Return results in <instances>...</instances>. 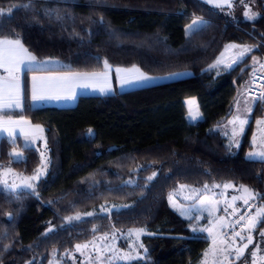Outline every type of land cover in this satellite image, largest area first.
<instances>
[{"label": "trees", "instance_id": "1", "mask_svg": "<svg viewBox=\"0 0 264 264\" xmlns=\"http://www.w3.org/2000/svg\"><path fill=\"white\" fill-rule=\"evenodd\" d=\"M255 1L259 17L249 21L200 0H0V9H13L0 16V39L20 38L36 61H59L60 71L100 72L107 61L154 76L189 73L114 94L79 95L70 107L37 108L29 105L23 73V109L3 114L44 129L50 168L37 194L0 189V264H48L53 254L130 229L146 230L147 250L124 264L200 263L209 241L172 210L169 195L180 185L231 183L264 196V162L247 157L264 105L251 103L238 147L221 129L238 106L256 52L233 68L216 64L229 43L264 49V0ZM192 16L205 22L186 33ZM187 98L197 101L196 123L186 119ZM12 152L23 155L17 160ZM3 165L30 176L40 157L20 137L3 136ZM105 203L121 208L100 213ZM77 214L80 220L67 219Z\"/></svg>", "mask_w": 264, "mask_h": 264}, {"label": "rangeland", "instance_id": "2", "mask_svg": "<svg viewBox=\"0 0 264 264\" xmlns=\"http://www.w3.org/2000/svg\"><path fill=\"white\" fill-rule=\"evenodd\" d=\"M200 1L207 4L210 8L214 10H218L222 13H225L226 15H230L233 18L235 17L245 18L244 12L246 10H250L252 12L257 13L258 15L255 19L259 17V11L257 9V4L255 0H243V3H241V0H232L233 6L231 8L227 6L215 7L213 6V4L207 3L206 0H200ZM245 5H247V9L245 8ZM196 18L198 17L192 16L191 21H193ZM255 19H252V20H255ZM252 20H249V21H252ZM201 24H198L195 26H199ZM261 47L262 45H255L254 47H251V51L255 50L256 54L253 57H256L257 61L259 58H262V61L264 62V55H263L264 49L263 47L262 48ZM239 50H240L239 48L227 49V52L223 54V56L228 57V61H226L227 65L232 64V60L235 58V54ZM253 57H251L250 62L252 61ZM44 65H46L47 67H59V66H62V63L56 60H47L46 63H44ZM117 68H120L122 70H132L133 69V67H130V68L109 67L108 69L104 68V71L100 73L107 72L106 81L103 76L94 77L92 76L93 73H89L87 74V76H84L85 77L84 79L78 76L74 77V78H77L78 81L75 80V83L72 86L71 84L73 82H69L71 79L68 78V75H63L62 72L38 73L37 71L31 75L30 79H28L29 94L31 91V95H29L30 96L29 105L31 107H36V108L48 105V103H53L54 105L59 106V107L73 106L74 102H64V103L61 102L60 99L63 98V95H62L63 93H60L62 90L61 88H65V90H69L73 94L75 93V91H78L77 93H82L83 95L102 96V95L114 94L116 92H123L126 90L135 89L139 87L149 86V85H153L157 83H162L166 81H171V80L178 79L180 77H183L189 74L188 72H184L180 74H172V75H167V76H154V75H148L144 73L141 69L136 67L140 70V72L144 73L146 76L152 77V79L144 80L138 83H130V84L121 86L122 79L127 78L129 80H135V78L138 76V73H136L135 71H122L120 73H117L116 72ZM256 71H264V67H262V65H259L257 63L251 65V70L248 74L247 86L245 88V91H247L251 76ZM18 76H19V81H21L23 79L22 78L23 76L20 73L18 74ZM4 77L6 78V81L8 82V79H7L8 73H6ZM33 77H36L35 83L38 89H40L46 97H53V98H46V99L38 100V101L32 100V88H33V83H34ZM19 85H20L21 107L5 108V109L0 110V119L7 120L10 118L12 120H21V118H23L24 121H28L24 117L16 118V117H12L11 115L4 116L3 114L4 112H10L14 110L23 109V84L22 85L19 84ZM101 88H104L105 91L101 92L100 90ZM55 89H61V90L55 91ZM5 95H6V92H5ZM54 97H60V98L56 99ZM248 100H251L252 102H254V99L249 98V96L245 94L244 102ZM262 119H264L263 115L260 118H258L257 121L262 120ZM35 125H38V124L29 122L28 125H22V127L25 129V131H28L30 126L34 127ZM256 130H257V133L255 134V136L259 141V143L258 142L257 143L260 145H264V124L257 123ZM237 132L238 130L236 131V133ZM36 135L38 138H36L34 141L32 140L31 137H29V142L26 146L24 136L20 134L19 129H17V137L21 138L23 147L34 148L37 151L40 157V165L38 168H41L44 171V175L39 180L30 181L33 184L32 189L21 188L18 192L26 191L29 193L37 194V188H36L37 183L46 176L50 168V158H49L48 148L45 143L44 134L37 133ZM3 136H7V134L5 133L3 135H0V138ZM90 136H93L92 131L90 132ZM42 153L44 156V163L47 164V168H43V165L41 164V159H42L41 154ZM8 168L10 167L7 165L0 166V179H6L9 185H12V184L21 185L25 182V178L32 176V175L29 176V175H24L22 173L16 172L12 170L11 168H10L11 173L4 175L5 169H8ZM213 185H219V184H213ZM213 185H208V188H205V187L196 188V187H189V186L185 188H189L190 190H192V192H193V189L198 190L195 193V195L198 196V194H201L205 191L209 193L214 188H219V187H213ZM219 186H222V185H219ZM0 189L10 192V193H17V192L10 191V189L6 188L2 183H0ZM180 190L181 188L179 187L177 191L172 192V194H174L173 195L174 201L179 200V203L181 204L192 205L194 203L193 199L195 195H192L193 193L191 194L181 193L180 194ZM219 193L221 195H219L216 198L217 201H219V203H217L219 210H217L215 207V211L212 216H209L207 211L197 212V210L195 209L193 210V209L187 208L188 210H190L189 211L190 215L197 217V219L193 220L190 223V230L193 233L200 234L203 238L209 241V245L206 248V250H209L212 246V237L209 235L208 232L203 231V229L212 228L213 224H215L217 219L220 217H223L225 220H227L228 217L231 216L230 211H229L230 209L226 207L227 206L226 198H229V201L232 200L230 199V197L232 196L231 189H222L221 191H219ZM263 202L264 201H260V203L262 204ZM238 206L239 207L241 206L240 202H238ZM119 208H121L120 205H112V204L105 203L100 207L99 212L106 213L112 210H117ZM225 209H227V211H225ZM230 220H229V223H230ZM210 221H212V223H210ZM194 228H195V231L193 230ZM230 228H231V224H229V227L227 229H219V230L226 232L230 236L232 233ZM130 230H137V229H130ZM130 230H127L126 232H123V233L109 235L107 236L106 239L104 238L105 236H98L95 239L90 240L87 243H84V244H88V247L86 249H82L81 251H77V249L75 248L73 252L68 253V254H63L59 256L58 258H56V255L53 254L52 255L53 258L50 259L48 264H124L130 261L136 260V259H143L147 249L142 243V237L147 234L146 230L144 229V231L142 233H139L138 235L135 234L134 232H130ZM261 232H264V230L261 231L258 227H256L255 229H252L251 231L249 230L242 231V235L245 237L243 241H241L239 237H235V243H233L232 245L233 249L241 246L242 243H247L248 235L251 234L253 237V243L250 244L248 246V249L245 250L244 257H241L240 259H236L235 251L233 250L232 252L227 254L228 255L227 260H225L223 256L217 257V260H222L223 264H253V261H255V264H264V259H261L262 257H264V236L260 235ZM229 243H232V241H229ZM84 244H81V245H84ZM141 244L143 245V247H140ZM252 251H256L255 257L251 255ZM126 255H130L134 258L133 259L122 258ZM206 259L208 261V264H213L212 257L211 256L205 257L204 254L199 264H204Z\"/></svg>", "mask_w": 264, "mask_h": 264}, {"label": "snow or ice", "instance_id": "3", "mask_svg": "<svg viewBox=\"0 0 264 264\" xmlns=\"http://www.w3.org/2000/svg\"><path fill=\"white\" fill-rule=\"evenodd\" d=\"M207 3L213 4L215 7H224L227 6L231 8L233 6L232 0H206ZM241 3H243V0H241ZM29 5L25 4L21 7L27 8ZM245 8L247 9V5H245ZM13 9L9 8L7 10L0 9V16L4 15H10L12 13ZM257 13L252 12L250 10H246L244 12V16L246 19L252 20L257 17ZM203 21L201 18H196L192 21L190 25H188L189 29H192L195 25L201 24ZM230 48H239L240 50L235 54V58L232 60V64L226 65V68L232 67V65L237 64L240 60H242L249 52H251L250 46H239V45H228L226 46V50ZM223 55V53L221 54ZM37 58L36 56L32 55V53L24 46L20 38L15 39H9L5 38L0 40V68H3L8 73V85L5 95V90L0 89V110L5 108H19L21 107V101H20V85H19V76L18 73L21 71V66L25 65L29 62H36ZM254 62H258L256 57H253ZM223 61L219 58L216 61V64H220ZM215 65H212L214 67ZM110 65L107 61H105V69H108ZM264 67V65H262ZM122 71H135L138 73V76L135 78V80H129L127 78L121 80V86H124L126 84L130 83H138L144 80L152 79V77L146 76L144 73L140 72L138 68H136L135 65H133L132 70H122L120 68L116 69L117 73H120ZM92 76L94 77H100L103 76L105 78V81L107 80V72L105 73H93ZM33 88H32V100L38 101L43 100L46 98H53V97H46L40 89H38L35 81L36 77H33ZM101 92H104L105 89L101 88ZM56 99H59L60 97H54ZM70 98V97H69ZM264 100V91H261L260 94L256 97H254V101ZM189 104V115L193 120L197 119L199 116V111L197 108H194L195 101H188ZM245 111L248 113L252 112L251 102L246 103L245 105ZM239 122L241 125V131H243V125L246 124L248 121L247 119H241L239 116H236L233 118V120H230V124H234L236 122ZM258 124H264V119L258 120ZM28 121H24L23 118L21 120H12L7 119L3 120L0 119V135L7 134V137L10 141H13L17 137V129H19L20 134L24 136L25 139V145L27 146L29 142V137L32 138L34 141L37 137V133H43L44 129L41 128L39 125H35L34 127L30 126L28 131H25V129L22 127V125H28ZM91 132V130H89ZM235 135V132H234ZM238 143V142H237ZM11 157H14L15 159H20L22 157V153L20 152H12L9 154ZM249 157H255L256 159L264 162V150L261 151H253L248 153ZM41 164L43 165V168H47V164L44 163V156L43 153L41 154ZM11 162V161H10ZM11 169H5L4 175L10 174ZM44 175V171L41 168H37L35 173L25 178V182L21 185L12 184L9 185L7 183L6 179H0V183H2L6 188H9L12 192H18L21 188L26 189H32L33 184L30 181L39 180ZM157 174L154 172L152 176H149L147 179L149 181L153 180L154 177ZM234 185L231 183H226L223 185L224 188H231ZM181 188L187 187L186 185H181ZM205 188H208V185L204 186ZM213 187H220L219 185H213ZM240 189L242 190V193L244 195L242 196H233L232 201L236 200H242L243 204L252 207L250 204V201L256 200V199H264V196H261L260 194L254 192L252 189L248 188L245 185H240ZM198 190L193 189V195ZM191 198V197H189ZM169 203L173 205V207L177 208L179 211V214L181 216H184L186 219L189 220L191 223L193 220L197 219L196 216L190 215L188 209H185L177 204H175L173 197L169 196ZM219 203V201H212L208 197H204L200 199L199 201V208H197L196 204H193L191 206L192 209H196L197 212L199 211H207L209 216H212L215 211V204ZM229 208H232L234 215L237 211H239L238 207H235L233 203L228 204ZM227 211V209H225ZM10 215V214H9ZM86 215L91 216L93 213H86ZM69 221L71 220H80L81 215L77 214L74 217H68ZM223 217H220L217 219L216 223L213 224L212 228H204L203 231H206L209 233V235L212 237V246L209 250H206L204 252L205 257H212L213 264H223L222 260H217V257L223 256L225 260L228 259V255L233 250L235 251L236 259H240L241 257H244L245 250L248 249V246L253 243V237L252 235H248L247 237V243H242L241 246L236 247L233 249L232 245L235 243V237H239L241 241L245 239V237L242 235V231L247 228L249 231L252 229H255L259 226V224L264 223V205H259L256 207L255 214H252L250 212H246L244 214H241L239 217V220L236 221L237 225H240L241 221H247L246 225H241V231H235L233 229L231 235L229 236L226 232L220 231L219 229L222 228H228L229 225L223 223ZM212 223V221H210ZM195 231V228L193 229ZM49 232L52 231V229L48 230ZM144 229H137V230H130V232H134L135 234L142 233ZM261 236H264V232L260 233ZM105 239L107 236L105 235ZM229 241H232V243H229ZM88 247V244H77L76 249L77 251H81L82 249H86ZM131 247V245H130ZM140 247H143L141 244ZM258 247V246H257ZM251 255L253 257L256 256V251H252ZM124 259H133L134 257L130 255H126L122 257ZM261 259H264L262 257ZM204 264H208L207 259L205 260ZM253 264H255V261H253Z\"/></svg>", "mask_w": 264, "mask_h": 264}, {"label": "crops", "instance_id": "4", "mask_svg": "<svg viewBox=\"0 0 264 264\" xmlns=\"http://www.w3.org/2000/svg\"><path fill=\"white\" fill-rule=\"evenodd\" d=\"M203 20V23L205 22V20L204 19H202ZM192 23V21L188 24V25H190ZM202 23V24H203ZM201 24V25H202ZM188 25L186 26V28H185V31H186V33H190L191 31H193L194 29H197L199 26H201V25H199V26H194L192 29H189L188 28ZM0 40H2V39H0ZM228 45H238V44H234V43H229V44H227L226 46H228ZM226 46H225V48H224V50L219 54V56L217 57V59L219 58L220 60H222L223 62L222 63H220V64H217V65H222V66H224V65H227L226 63V61H228V57H225V56H223V55H221L222 53L223 54H225L226 52H227V50H226ZM239 46H241V45H239ZM46 61L47 60H43V61H36V62H29V63H26L25 65H22L21 66V71L19 72L22 76H23V73L24 72H28V78L30 79L31 78V75L33 74V73H35V72H37L38 71V73H47V72H51V73H55V72H62L63 73V75H68V78L69 79H71L69 82H73L72 84H71V86L72 85H74V83H75V80L76 81H78V79L77 78H74V77H80V78H82V79H84L85 77L84 76H87V74H89V73H78V72H67V71H60L59 69L61 68V66H59V67H47L46 65H44V63H46ZM255 63H257V64H259V65H264V62L262 61V58H259L258 59V62H254L253 61V59H252V61L250 62V66L252 65V64H255ZM235 65L236 64H234L232 67H230V68H233V67H235ZM226 67V66H225ZM104 71V69L102 70V71H100V72H103ZM100 72H94V73H100ZM7 72L3 69V68H0V89H4L5 90V92H6V90H7V81H6V78L4 77L5 76V74H6ZM18 73V74H19ZM54 75V74H53ZM19 84H21L22 85V80L21 81H19ZM62 89V90H61ZM61 89H55V91H60L61 90V92L60 93H63L62 95H63V98H61L60 100H61V102L62 103H64V102H74V104H75V102H76V99H77V97L79 96V94L80 95H83L82 93H77L78 91H75V93L73 94V93H71V91H69V90H65V88H61ZM245 94L247 95V91H245V89L244 90H242L241 91V95L239 96V99H238V101L236 102L237 104H238V106L234 109V112H233V114H232V116L221 126V129H222V132H223V134H224V136L227 138V141H228V143L232 146V147H238L239 145H240V142H241V134H242V132L243 131H241V125H240V123L237 121L236 123H234V124H230L229 123V121L230 120H233V118L234 117H236V116H239L241 119H247V121H248V117H249V115H250V113H248L247 111H245V105H246V103H249V102H251L252 103V101L251 100H248V101H246V102H244V97H245ZM30 95H31V91H30ZM248 96V95H247ZM70 97V98H69ZM250 98V97H249ZM192 100H194L195 101V105H194V108H197L198 109V111H199V108H198V104H197V101H196V99L195 98H187V99H185L184 100V103H185V105H186V108H187V114H186V119H187V121L188 122H190V123H196L197 121H199V120H201L202 119V115H201V113H200V111H199V116L197 117V119H195V120H193L192 118H191V116L189 115V104L187 103L188 101H192ZM241 104V105H240ZM45 106H55V107H59V106H56V105H54L53 103H48V105H45ZM243 106H244V108H243ZM247 124V123H246ZM246 124H244L243 125V130H244V127H245V125ZM256 125H257V123H256ZM239 126H240V128H239ZM238 130V132L236 133V131ZM234 132H235V135H234ZM257 133V130H256V128H255V132H254V136H253V138H252V142H251V144H252V147H251V149L248 151V153L249 152H253V151H261V150H264V145H260V144H258L259 143V141H258V139L256 138V136H255V134ZM238 142V143H237ZM258 142V143H257ZM234 144V145H233ZM248 153H247V157L249 158V159H256L255 157H249L248 156ZM181 186V185H180ZM179 186V187H180ZM178 187V188H179ZM178 188L175 190V191H177L178 190ZM181 188V187H180ZM222 189H226V188H224L223 187V185L222 186H220L219 188H214L211 192H209V193H207V191H205V192H203V193H201V194H198V196H196L195 195V197H194V203L193 204H196L197 205V207L199 208V201H200V199H202V198H204V197H208L210 200H212V201H217V197L219 196V195H221L220 193H219V191H221ZM227 189H231V193H232V196L230 197V199H232V197L233 196H242V195H244L243 193H242V190L239 188V186H233V187H231V188H227ZM175 191H173V192H175ZM181 193H193L192 192V190H190L189 188H181V190H180V194ZM172 197H173V195L174 194H170ZM169 195V196H170ZM183 195V194H182ZM193 195V194H192ZM175 202V204H177V205H179V206H181V207H183V208H185V209H192L191 208V206L193 205H184V204H181V203H179V200L178 201H174ZM238 202H240V203H243L242 202V200L240 201V200H236V201H232V200H230L229 201V198H226V207L228 208V209H230L229 211H230V214H231V216H232V212H233V210H232V208H229L228 207V204L229 203H233L234 204V206L235 207H238V209L240 208L239 206H238ZM170 204V203H169ZM261 205H264V202H263V204L262 203H260ZM170 207L172 208V210L173 211H175L178 215H180L179 214V211L177 210V208H175V207H173V205L172 204H170ZM215 207H216V209L217 210H219L218 209V205L217 204H215ZM194 210V209H193ZM196 210V209H195ZM255 214V213H254ZM181 216V215H180ZM230 216V215H229ZM230 216V217H231ZM182 218H184L185 220H188V219H186L184 216H181ZM230 217H228V221L227 220H225V219H223V223L224 224H227V225H229V224H231V223H229V220H230ZM189 221V220H188ZM247 224V221H246V223H245V225ZM222 229H227V228H222ZM246 230H248L247 228H245V230L244 231H246ZM264 230V228L261 230V231H263Z\"/></svg>", "mask_w": 264, "mask_h": 264}, {"label": "built area", "instance_id": "5", "mask_svg": "<svg viewBox=\"0 0 264 264\" xmlns=\"http://www.w3.org/2000/svg\"><path fill=\"white\" fill-rule=\"evenodd\" d=\"M261 91H264V71H256L253 73V75L250 78V83L247 88V95L250 98L254 99V97L258 96ZM257 102L264 105V100H259ZM263 118H264V113H263ZM250 204L252 205V207H248L243 203H241L239 211H237L234 215L232 214V216L230 217L231 231H233V229L235 231H241V225H245L246 220L241 221L240 225H237L236 221L239 220L241 214H244L246 212H250L254 214L256 211V207L259 206L260 204V201L259 199H256L250 201Z\"/></svg>", "mask_w": 264, "mask_h": 264}, {"label": "bare ground", "instance_id": "6", "mask_svg": "<svg viewBox=\"0 0 264 264\" xmlns=\"http://www.w3.org/2000/svg\"><path fill=\"white\" fill-rule=\"evenodd\" d=\"M91 96V95H90Z\"/></svg>", "mask_w": 264, "mask_h": 264}]
</instances>
